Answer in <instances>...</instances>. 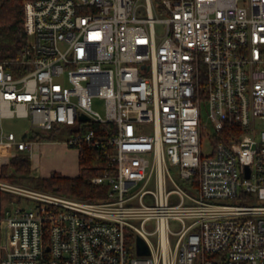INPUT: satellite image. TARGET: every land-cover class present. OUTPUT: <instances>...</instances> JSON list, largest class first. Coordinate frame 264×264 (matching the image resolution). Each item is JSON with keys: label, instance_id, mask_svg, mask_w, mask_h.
<instances>
[{"label": "built area", "instance_id": "2783aa9c", "mask_svg": "<svg viewBox=\"0 0 264 264\" xmlns=\"http://www.w3.org/2000/svg\"><path fill=\"white\" fill-rule=\"evenodd\" d=\"M24 30L0 56V264H264V0H25ZM56 126L103 152V196L2 179Z\"/></svg>", "mask_w": 264, "mask_h": 264}, {"label": "trees", "instance_id": "16d2710c", "mask_svg": "<svg viewBox=\"0 0 264 264\" xmlns=\"http://www.w3.org/2000/svg\"><path fill=\"white\" fill-rule=\"evenodd\" d=\"M24 2L25 0H0V56L4 58L15 57L26 41L24 30ZM77 130V125L68 128L72 133ZM61 126L51 130H31L29 138L34 141L57 140ZM20 174L21 181L30 179L38 188L58 192L69 196L95 199L106 193L107 186L95 184L92 177L103 173L108 161L100 150L85 147L79 151V174L67 176L59 172H52L49 176H32L29 157L16 155L10 164L2 166V176L9 166ZM9 176V175H8Z\"/></svg>", "mask_w": 264, "mask_h": 264}, {"label": "crops", "instance_id": "0c3cea01", "mask_svg": "<svg viewBox=\"0 0 264 264\" xmlns=\"http://www.w3.org/2000/svg\"><path fill=\"white\" fill-rule=\"evenodd\" d=\"M44 156L39 162L38 154ZM47 157V160L45 158ZM31 172L38 176H49L52 172H59L67 176L79 174V150L68 146L60 140L34 141L32 153L29 155ZM37 166L32 168V165ZM41 170V171H39Z\"/></svg>", "mask_w": 264, "mask_h": 264}, {"label": "rangeland", "instance_id": "374dc122", "mask_svg": "<svg viewBox=\"0 0 264 264\" xmlns=\"http://www.w3.org/2000/svg\"><path fill=\"white\" fill-rule=\"evenodd\" d=\"M93 107L95 109H97L99 112L104 113V111H105L104 100L101 98H95L93 100ZM203 116H204V119H207L206 113H204ZM1 122H2L3 127L6 130H13V131L17 132V134H20L23 129H25L26 127L29 126V121L26 118H4ZM65 130L66 129L63 128V130L60 131V134H59L57 140L63 141L68 137V133ZM9 149H10L9 147L4 148L3 146H0V159H1V161L5 162V161L9 160L10 155H11V152L9 151ZM38 157H39L38 158L39 162L44 161V156H42V154L39 153ZM45 160H47V157L45 158ZM35 166H37V163H36V165L33 164L32 168H34ZM171 169H172V173H173L175 179L177 180L178 184L181 186H184L185 182L182 179H180V176L177 175V173H176V171H174L173 167H171ZM11 170L13 171V174L10 173ZM39 171H41V170H39ZM5 174H8L10 176H8V175H5L4 177L2 176V179H4V180L15 182V183H22V184L30 186V187H36L34 185L33 181L30 179H28V180L24 179L21 181L20 174L15 172L14 167L11 165L9 166L7 173L5 172ZM140 185L141 184H139V186ZM167 185L169 188H171L173 186L169 179H168ZM148 187H151V188L156 187V172H153V176L149 182ZM130 239L135 240L136 236H131ZM0 254H1V249H0Z\"/></svg>", "mask_w": 264, "mask_h": 264}, {"label": "water", "instance_id": "95a60500", "mask_svg": "<svg viewBox=\"0 0 264 264\" xmlns=\"http://www.w3.org/2000/svg\"><path fill=\"white\" fill-rule=\"evenodd\" d=\"M82 118H85V117H82ZM23 137H26L27 136V132H24ZM137 246H138V252L140 254H147L149 253V248H148V245L146 244V242L144 241V239L140 236H138L137 238Z\"/></svg>", "mask_w": 264, "mask_h": 264}]
</instances>
